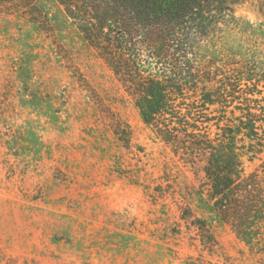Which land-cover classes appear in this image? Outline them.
Returning a JSON list of instances; mask_svg holds the SVG:
<instances>
[{"label":"rangeland","instance_id":"1","mask_svg":"<svg viewBox=\"0 0 264 264\" xmlns=\"http://www.w3.org/2000/svg\"><path fill=\"white\" fill-rule=\"evenodd\" d=\"M30 3L47 28L0 12V264H264V220L248 236L222 222L201 167L143 121L64 8ZM235 14L201 48L219 103L198 125L215 138L256 116L258 138L237 139L264 195V152L248 151L264 140V0Z\"/></svg>","mask_w":264,"mask_h":264},{"label":"trees","instance_id":"2","mask_svg":"<svg viewBox=\"0 0 264 264\" xmlns=\"http://www.w3.org/2000/svg\"><path fill=\"white\" fill-rule=\"evenodd\" d=\"M56 1L112 71L143 121L186 163L201 167L218 218L238 235H250L256 222L264 220V195L258 193L257 175H245L237 138L245 131L248 139L258 138L260 121L250 113L249 121H231L215 138L198 125L210 120L204 111L219 103L201 48L237 25L235 6L241 0ZM30 2L0 0V12H39V19L32 20L47 28L46 16ZM244 76L240 73L233 86L239 87ZM262 150L260 139L248 151L257 155ZM195 222L206 231L203 221Z\"/></svg>","mask_w":264,"mask_h":264}]
</instances>
